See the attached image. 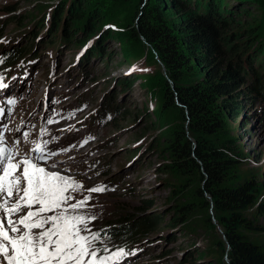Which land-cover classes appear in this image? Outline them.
Instances as JSON below:
<instances>
[{
	"label": "rangeland",
	"instance_id": "rangeland-1",
	"mask_svg": "<svg viewBox=\"0 0 264 264\" xmlns=\"http://www.w3.org/2000/svg\"><path fill=\"white\" fill-rule=\"evenodd\" d=\"M58 1L0 0V29L5 32L0 39V55L15 47H31L24 61L3 75L8 87L0 90V107L5 109L0 125H7L6 140L11 143L19 139L20 152H28L34 142L49 141L55 155L44 166L55 163L53 170L64 171L83 185L75 195L77 199L92 197L94 206L87 209L97 217L90 225L92 230H106L111 237L106 239L110 248L135 252L123 264H181L187 252L198 253V264L220 262L224 255L219 245L222 230L213 216L209 196L204 194L208 203L204 207L198 198L196 177L180 176L173 169L169 142L176 132L186 130V116L179 113L178 106L170 108L163 102L165 70L152 49L131 34L144 0H91L87 8L79 5L75 11L78 19L72 17L66 30L72 39L68 45L60 41L56 50L50 49L47 40L54 35L49 18ZM9 8H15V13H6ZM257 9L248 10L246 17L231 18L219 29L221 38L226 39L221 61L232 62L236 51L256 32L249 29L264 21V13ZM13 17H25L26 21L17 27ZM41 18L43 30L30 38L27 32L36 31L31 26ZM201 78L203 74L187 67L181 85H193ZM250 84L249 78L244 81L245 87ZM109 93L112 101L108 103ZM8 99L16 103L9 105ZM112 104L119 106L117 112L107 111ZM49 118L53 120L50 124ZM223 132L221 137L231 138L237 160L228 179L233 183L253 182L261 200L263 102L246 105L234 121L227 119ZM97 185H105L107 190L87 191ZM122 214L129 223L150 214L165 219L155 230L126 245L127 240L109 233ZM246 216L261 227L248 233L249 237L264 244V214L251 208Z\"/></svg>",
	"mask_w": 264,
	"mask_h": 264
},
{
	"label": "trees",
	"instance_id": "trees-1",
	"mask_svg": "<svg viewBox=\"0 0 264 264\" xmlns=\"http://www.w3.org/2000/svg\"><path fill=\"white\" fill-rule=\"evenodd\" d=\"M80 1L61 0L51 9L49 28L58 35L47 40L50 49L58 50L60 41L68 45L72 39L66 32L71 18L78 19L75 11L79 5L87 8L91 3V0H84V4ZM143 3L131 34L137 42L142 41L152 49L165 70L163 102H168L170 108L178 106L179 113L186 116V130L176 132L169 149L175 172L199 181L197 193L204 207L208 206L204 194L210 198L213 216L222 230L223 241L219 245L224 249L220 262L214 264H264V244L255 242L248 234L260 231L261 227L253 225L246 216L251 208L264 214V198L258 199L253 182L233 183L228 179L229 170L237 160L231 138L221 137L227 119H238L246 105L264 104V21L249 29L256 32L228 63L221 61L226 39L219 32L231 18L246 17L252 8L264 13V0H144ZM15 11L9 8L6 13ZM24 18L13 17L11 21L19 27L25 23ZM34 24L31 29L37 30L27 32L30 38L37 37L45 23L41 18ZM4 33L0 29V39ZM28 50L31 47L26 45L4 52L0 68L14 66L26 58ZM190 66L204 78L193 85H181L183 71ZM248 78L251 84L245 87ZM107 101H112V93ZM118 110L117 104L107 108V111ZM124 214L109 233L127 240L126 245L137 242V236L155 230L165 219L150 214L129 223L124 220ZM197 254L184 253L181 264H198Z\"/></svg>",
	"mask_w": 264,
	"mask_h": 264
},
{
	"label": "snow or ice",
	"instance_id": "snow-or-ice-1",
	"mask_svg": "<svg viewBox=\"0 0 264 264\" xmlns=\"http://www.w3.org/2000/svg\"><path fill=\"white\" fill-rule=\"evenodd\" d=\"M4 59L0 56V63ZM3 81L0 74V90L8 87ZM6 103L14 105L16 100ZM4 116L5 109L0 107V117ZM6 130V124L0 125V264H123L135 255L122 247L110 248L106 230H92L97 217L87 211L94 206L90 195L76 198L83 189L80 182L51 170L55 163L50 167L41 163L55 155L49 141L34 142L21 154V141L9 143ZM22 135L28 137V133ZM106 190L105 185L87 189L89 193Z\"/></svg>",
	"mask_w": 264,
	"mask_h": 264
},
{
	"label": "bare ground",
	"instance_id": "bare-ground-1",
	"mask_svg": "<svg viewBox=\"0 0 264 264\" xmlns=\"http://www.w3.org/2000/svg\"><path fill=\"white\" fill-rule=\"evenodd\" d=\"M19 147V146H18ZM21 150V149H20ZM23 151H25V150H23ZM27 151H25V152H20L21 154L22 153H26ZM42 164L44 163V162H41ZM53 170V169H52ZM55 171H57V170H55ZM59 171V170H58ZM61 172V174H63V175H65V173H64V171H60Z\"/></svg>",
	"mask_w": 264,
	"mask_h": 264
}]
</instances>
